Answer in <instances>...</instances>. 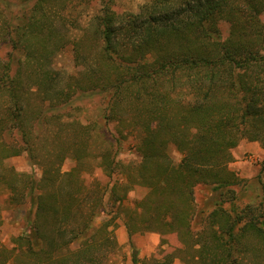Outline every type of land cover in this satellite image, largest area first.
I'll return each mask as SVG.
<instances>
[{
	"label": "trees",
	"instance_id": "1",
	"mask_svg": "<svg viewBox=\"0 0 264 264\" xmlns=\"http://www.w3.org/2000/svg\"><path fill=\"white\" fill-rule=\"evenodd\" d=\"M62 1L36 0L1 21L0 48H9L0 53V193L9 192L10 203L30 202V225L13 246L0 242V264H99L101 250L117 245L110 235L99 239L106 232L94 212L83 214L79 182L90 157L106 175H125L112 188L115 200L148 188L137 202L145 215L130 212L125 221L131 237L176 233L185 264H264V200L237 208V176L228 167L242 140L264 147V0H148L137 12L118 11V0H80L93 10L83 34L55 39L60 19L71 26L80 17L77 0ZM217 19L235 26L231 48L219 47ZM67 44L85 80L55 67ZM87 90L103 94L106 126L72 113ZM45 130L56 151L43 146ZM131 135L142 157L136 164L118 158ZM170 145L181 151L179 162ZM23 152L42 165L39 181L5 164ZM72 154L75 168L63 171ZM200 185L219 192L207 211L196 210Z\"/></svg>",
	"mask_w": 264,
	"mask_h": 264
},
{
	"label": "rangeland",
	"instance_id": "2",
	"mask_svg": "<svg viewBox=\"0 0 264 264\" xmlns=\"http://www.w3.org/2000/svg\"><path fill=\"white\" fill-rule=\"evenodd\" d=\"M36 0H0V37L2 36L1 21L4 18L14 20L22 15V8L27 9L28 6L33 4ZM148 0H118L117 10L123 11H139L141 5ZM62 0H58L57 5L61 4ZM7 6L9 9L4 10L3 7ZM92 4L80 0L75 2L76 14L80 17L73 24H69L68 19H60L57 23L56 32L59 33L55 39L65 37L66 39L72 38L74 34L80 31V35L84 32L85 24L92 15ZM2 9V11H1ZM13 16V17H12ZM261 19L264 21V11L260 14ZM66 18V17H65ZM63 23L65 25H63ZM77 24V25H75ZM75 25V26H72ZM216 26L220 35L219 47L231 48L234 45V32L235 26L232 22L226 19H217ZM81 29V30H80ZM90 36V31L88 32ZM6 35V34H4ZM63 35V36H61ZM5 38V37H4ZM9 47L3 46L0 48V53H6ZM91 50L90 48H87ZM55 67L60 68L64 73L71 74L76 73L82 78V67L78 66V62H75L74 52L72 45L67 44L65 49L62 50L55 57ZM85 80V78H83ZM63 82L60 83V86ZM32 107L38 105V98L36 94L30 96ZM76 104L78 109L72 110L73 114H78L84 117L87 121L97 122L99 126H106L104 119L102 118L103 106L105 99L103 94L96 92H89L87 90L81 99H77ZM71 110V109H70ZM69 110V112H70ZM63 111L68 114L67 108ZM68 112V113H67ZM108 128L115 132V124L107 125ZM105 130H108L107 127ZM44 132V131H43ZM45 132L48 135L46 140L48 143H43L46 148H53L55 151L58 146V141L53 140V135H50L47 130ZM44 134V133H43ZM69 135V134H68ZM43 140V139H42ZM78 141V138L76 139ZM102 138L99 137L97 144L101 143ZM74 141V139H73ZM72 144V143H71ZM73 149L70 147L68 150ZM168 152L174 161L179 162L182 153L177 145H170ZM234 159L228 164L229 169L235 172L237 181L232 186L235 190V203L237 208H242L246 204L259 205L264 200V147L260 141L242 140L232 150ZM122 162L138 163L141 160V154L135 147L134 135L128 137V139L122 141L121 152L118 156ZM90 157L89 166L91 170L84 172L80 177L82 181L79 182L83 186L84 194L86 197V203L84 204L83 214L95 215L94 224L96 228L102 230L98 236L100 240H103L106 236L110 235V240L116 242L108 245L101 250L99 264H133V256L138 258V264H166L171 258L173 261L171 264H185L182 256L185 253L180 247L184 244L177 237L176 233L162 234L157 231H144L134 233L131 237L128 229L125 225V221L128 218V214L136 213L133 215L144 216V209L139 205L138 198L147 193L148 188L143 187L142 194H139V187H135L126 198L122 201L115 200L112 195V188L117 183V178H126L124 174L116 173L113 176H108L104 173L101 167L97 166V161L92 160ZM7 166H12L16 171L29 172L32 177L37 181L43 175V168L41 164H32L25 152L14 155L5 160ZM76 166V159L72 155H69L63 162L61 168L63 171H69ZM126 180L119 183L123 184ZM65 184L67 181L64 182ZM9 192L4 191L0 193V242L7 247L13 246V238L27 229H29V211L30 202L27 201L23 205H17L8 201ZM219 192L214 191L212 186L200 185L195 189V203L197 204L196 210L205 208L207 211L211 209L215 201L219 200ZM99 203L97 208H93L92 204ZM228 202L227 205H230ZM205 211V212H206ZM91 216V215H90ZM199 221L201 215L197 216ZM82 217H80L81 219ZM194 223L195 227H199L200 222ZM137 224L140 221L137 220ZM106 235V236H105ZM105 236V237H104ZM104 237V238H103ZM105 241V240H104ZM77 246V243H72V247ZM6 264H12L8 262ZM192 264H198L195 261Z\"/></svg>",
	"mask_w": 264,
	"mask_h": 264
}]
</instances>
